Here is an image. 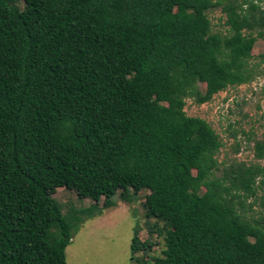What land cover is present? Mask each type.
<instances>
[{
  "label": "trees",
  "instance_id": "1",
  "mask_svg": "<svg viewBox=\"0 0 264 264\" xmlns=\"http://www.w3.org/2000/svg\"><path fill=\"white\" fill-rule=\"evenodd\" d=\"M19 1L0 0V264H67L83 221L59 187L97 214L149 191L164 248L136 233L133 264H264V166L220 168V135L184 109L264 74V0Z\"/></svg>",
  "mask_w": 264,
  "mask_h": 264
},
{
  "label": "rangeland",
  "instance_id": "2",
  "mask_svg": "<svg viewBox=\"0 0 264 264\" xmlns=\"http://www.w3.org/2000/svg\"><path fill=\"white\" fill-rule=\"evenodd\" d=\"M19 4L23 6L24 2L20 0ZM209 16L214 31L228 30L220 9L210 10ZM253 52L256 55L264 53V37L257 38ZM185 101V112L209 121L223 140L218 153L220 168L239 162L264 166V158L257 159L254 152L255 140L264 137V74L251 83L228 86L208 102L201 104L192 97L185 98ZM51 193L64 213L74 215L79 224L83 221L66 249L67 264H133L131 243L136 233L141 241L150 239L154 243L149 258L162 255L164 223L146 214L144 203L148 190H141L128 201V193L120 190L114 200L116 204L103 208L101 214L97 211L103 207V200L97 208L93 200L79 199L75 188L59 187L52 189ZM263 193L264 186L259 189L250 214L258 215L262 211L260 196ZM252 201L250 198L247 203Z\"/></svg>",
  "mask_w": 264,
  "mask_h": 264
}]
</instances>
